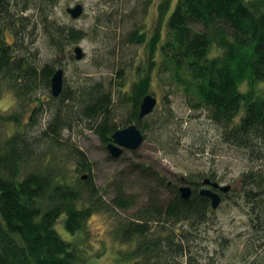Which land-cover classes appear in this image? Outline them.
I'll return each instance as SVG.
<instances>
[{
	"label": "trees",
	"instance_id": "trees-1",
	"mask_svg": "<svg viewBox=\"0 0 264 264\" xmlns=\"http://www.w3.org/2000/svg\"><path fill=\"white\" fill-rule=\"evenodd\" d=\"M57 2L0 0V81L20 102L15 110L0 114L5 123L0 137V264H81L86 250L77 236L87 241L88 220L96 213L115 219L119 247L111 264H206L203 256L192 253L198 232L190 230L204 224L231 192L239 193L237 202H243L253 230L259 233L249 252L256 256L251 264H264L260 252L264 250V0H176L175 4L163 0L152 28L147 29L145 16L134 30L133 45H143V51L133 68V58L122 59L123 47L117 56L113 51L110 85L102 81L76 88L64 85L55 97L51 78L61 67L34 63L25 41L31 22L28 25L30 19L23 13L29 8L35 12L31 42L36 43L40 24L45 42L57 55H65L66 47L87 33L55 22L52 10ZM132 15L125 16L136 18ZM102 25L97 21L94 36ZM7 32L13 43L6 39ZM33 57L37 58L35 53ZM153 77L180 84L191 103L207 110L221 140L242 150L252 162L239 177L237 190L231 184L230 193L219 192L222 202L216 209L209 197L200 194L207 187L206 178H200V186L194 182L198 180L181 175L178 186L164 175L142 169L138 172L142 200L128 194L121 182L110 183L116 190L113 203L125 212L133 210L128 217H115L114 207L91 174L93 162L78 147L65 149L63 132L78 120L95 129L106 145L118 129L132 123L140 127L144 118L139 117L140 104L144 95L152 93ZM42 88L47 97L37 96ZM51 101V119L32 133L28 126L34 122L24 123L23 115L33 103L40 111ZM125 106L130 114L122 112ZM87 170L89 174L84 173ZM209 177L212 183L225 185ZM184 183L193 189L187 199L179 189ZM62 215L71 238H64L56 228Z\"/></svg>",
	"mask_w": 264,
	"mask_h": 264
},
{
	"label": "rangeland",
	"instance_id": "rangeland-1",
	"mask_svg": "<svg viewBox=\"0 0 264 264\" xmlns=\"http://www.w3.org/2000/svg\"><path fill=\"white\" fill-rule=\"evenodd\" d=\"M162 1L58 0L52 10V18L56 20L55 22L58 21L67 27L83 29L87 33V37L83 40L67 46L65 55H57L56 49L45 42L44 31L41 30L40 24L36 43L31 42L35 12L29 8L23 13L30 19L28 25L31 22L29 33H25L28 51H31L29 54L37 65L48 62L55 68L63 67L65 86L76 88L79 84L92 81H102L110 85L116 58L113 51L116 56L124 52L122 59H127V62L130 57L133 58L132 68L134 67L139 52L143 51V45L137 43L133 45L134 30L139 27L141 18L145 16L147 29L152 28L157 22L158 5ZM173 2L175 4L176 0ZM77 3L84 5V12L79 18H73L67 8L74 7ZM132 14L136 15V18L125 16ZM99 20L104 26H100L98 35L94 36L92 30L97 27ZM6 39L13 43L11 33L7 32ZM77 45H80L85 52L80 60L75 57L74 48ZM33 53L37 58L33 57ZM134 71H128L127 87L133 80ZM7 85L0 81V114L3 110L11 112L20 106L14 91L8 89ZM149 90L157 97L158 104L151 114L141 119L140 129L145 138L136 150L124 148L119 157L110 156L101 136L95 129H90L87 122L81 120L75 122L71 130L63 132L62 141L65 149L68 148L67 145L78 147L93 162L91 174L104 199L114 207L115 217H128L133 210L125 212L113 203L116 190L110 183L121 182L128 194L142 200L144 190L138 177V172H142V169L150 170L151 174L157 172L164 175L178 186L181 184V175L191 177L193 180H200L201 177L208 175L223 184H232L233 189L237 190L239 177L252 166V162L244 156L242 150L229 146L221 140L218 127L210 119L207 110H202V107L191 103L183 87L176 81L165 83L153 77ZM47 94L48 91L42 88L37 96L47 97ZM53 103L54 101L45 103L40 111L33 103L25 112L24 123L34 122L33 125L28 126L32 133H37L46 127L52 117ZM34 107H36L35 112H33ZM126 109L129 107L125 106L122 112L130 114ZM146 121L147 126H145ZM3 127L5 123L0 120V137ZM9 127L12 128V125ZM84 173L89 174L90 171ZM239 200V193L231 192V197H226L221 206L210 213L204 224L197 225L196 230H190L198 232V239L191 244L192 253L198 257L203 256L206 264H251L255 260L256 256H250L249 252L253 249V245L258 243L259 233L253 230L244 211L243 202L238 203ZM64 217L65 215H62L59 218L56 228L67 239L71 236L65 228ZM115 224V219L103 213L93 214L89 218L90 235L87 241L81 242L83 235L77 236L79 244L86 250L85 260L81 264H111L115 261L117 257L115 252L119 247L115 237ZM260 252L264 255V250Z\"/></svg>",
	"mask_w": 264,
	"mask_h": 264
},
{
	"label": "water",
	"instance_id": "water-1",
	"mask_svg": "<svg viewBox=\"0 0 264 264\" xmlns=\"http://www.w3.org/2000/svg\"><path fill=\"white\" fill-rule=\"evenodd\" d=\"M67 11L71 15V17L79 18L84 12V5L82 3H77L74 7L69 6L67 8ZM74 52L75 57L78 60L82 59L85 55V52L80 45H77L75 47ZM64 85L65 69L61 67L55 71L51 78L52 95L55 97H59L63 92ZM157 104L158 99L153 93H147L146 95H144L140 104L139 117L143 118L152 113ZM35 111L36 108L33 109V112ZM144 138L145 135L143 131L136 123H132L124 128L118 129L113 133V140L107 144L110 156L114 158L119 157L123 153L124 148H128L131 150L138 149L142 145ZM86 176L87 175H84V178H86ZM182 179L185 180L186 177L183 176ZM204 182L205 184H208L211 181L209 178H206ZM212 186L215 189H219L220 191H223L225 193H228L232 188L231 184L221 185L219 184V182H213ZM179 189L181 192V196L185 199L189 198L193 192L192 187L187 183L182 184ZM201 194L208 196L211 199V204L214 209L220 206L222 202V195L221 193H219V191L211 188H202Z\"/></svg>",
	"mask_w": 264,
	"mask_h": 264
},
{
	"label": "flooded vegetation",
	"instance_id": "flooded-vegetation-1",
	"mask_svg": "<svg viewBox=\"0 0 264 264\" xmlns=\"http://www.w3.org/2000/svg\"><path fill=\"white\" fill-rule=\"evenodd\" d=\"M207 177H209V176H204V178H207ZM203 178V179H204ZM210 178V177H209ZM211 180L212 181H216V179H214V178H211ZM195 183H197L198 185H200V181L198 180V181H194ZM188 183V182H187ZM190 183V182H189ZM202 185V184H201ZM200 185V186H201ZM206 188H211V189H214V190H217V191H219L220 192V190L219 189H215L213 186H212V182H210V183H208V184H206ZM200 194H201V191H200ZM202 195V194H201ZM205 196V195H204ZM208 197V196H207ZM211 200V199H210Z\"/></svg>",
	"mask_w": 264,
	"mask_h": 264
}]
</instances>
